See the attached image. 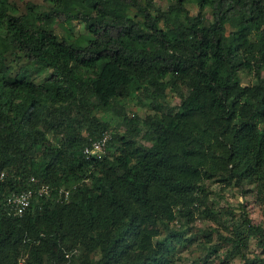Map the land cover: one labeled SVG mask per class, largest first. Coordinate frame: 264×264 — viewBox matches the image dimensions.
Masks as SVG:
<instances>
[{"label": "trees", "instance_id": "1", "mask_svg": "<svg viewBox=\"0 0 264 264\" xmlns=\"http://www.w3.org/2000/svg\"><path fill=\"white\" fill-rule=\"evenodd\" d=\"M50 1L47 11L19 13L0 0V35H6L0 37V264H66L68 240L75 248L95 242L97 264H170L174 245L167 240L180 242L187 229L169 223L190 216L208 171L201 158H190L192 147L170 140L199 145L202 138L190 128L199 116L229 140L224 161L238 156L222 180L264 179V0H171L165 8L154 0ZM188 2L196 4L195 14ZM133 9L139 19L130 16ZM48 19L78 20L87 32L60 39ZM32 67L49 76L34 82ZM239 67L256 74L257 84L241 85ZM167 75L185 80L190 93L176 110L150 118L144 131L135 115H125L124 132L87 119L91 99L108 107L140 87L154 108L164 109ZM106 129L109 155L87 159L84 145ZM48 130L62 132L61 139L49 140ZM132 137L148 144L135 145ZM31 175L49 184L51 194L34 197L20 215L8 213L6 196L28 188ZM138 219L162 223L165 236L140 239ZM244 222L264 245L262 226ZM221 238L244 264H264V257L242 253L241 237Z\"/></svg>", "mask_w": 264, "mask_h": 264}, {"label": "rangeland", "instance_id": "2", "mask_svg": "<svg viewBox=\"0 0 264 264\" xmlns=\"http://www.w3.org/2000/svg\"><path fill=\"white\" fill-rule=\"evenodd\" d=\"M10 1L17 6L19 13L25 12L27 7H34V10L37 12L48 10L51 3L49 0ZM136 1L140 4L144 2V0ZM154 1L161 8H165L171 2V0ZM29 3L35 5L31 6ZM72 7L73 9H81L78 3H72ZM187 8L192 14L197 12L195 3L188 2ZM204 12L206 18L210 19V9L207 7ZM129 14L135 18H140L136 14V9H133V12H129ZM47 22L59 36L66 34L68 31L72 32L75 37L81 34L85 35L87 32L83 23L78 20L65 23L60 22L58 19H48ZM232 29H234V26H228V30ZM0 37L5 38L6 35L1 34ZM249 38L250 40H254L255 36L249 34ZM13 64L15 70H17L19 62ZM32 69L34 70L33 67ZM237 73L239 76L238 82L241 85L253 87L258 82L256 74L247 71V68L239 67ZM48 76L49 74L46 70L35 71L34 81L37 83L43 82ZM163 81L166 83L165 95L160 98V101L164 104V109L158 110L154 108L143 88L140 87L130 97L115 98L108 107H102L96 99H91L92 104L89 106V118L87 117V119L91 120L92 117H95L100 122L106 123L112 131L124 132L126 126L124 121L125 115L127 117L135 115L136 117L138 116L136 128L144 131L146 129V122L150 118L159 114V111L168 112L171 111L170 109L172 111L176 110L180 103L181 95L190 93L188 83L181 78H171L170 75H167L163 78ZM73 110L76 111L75 108ZM88 126V122L81 125L82 135H86ZM81 127H77V131ZM190 128L192 133L194 132L198 137L202 138V142L199 145L194 140L188 139L182 142L170 140L169 144H179V148L182 146L186 148L192 147L193 154L190 158L192 160L201 158L208 171L203 174L201 180L203 190L199 191L198 200L191 207L190 216L188 218H178L169 223L172 228L180 227L187 229L180 242L175 241L173 237L167 240L168 245H174V248L168 255L169 259H171L170 264H244V258L240 254H229L232 243L223 240L221 236L235 239L241 237L243 242L242 253L248 258H253L255 255L264 257V245L258 243L257 236L248 229V224L244 222L245 219H249L250 222L261 225L264 233V179L260 178L259 181L251 178L237 179V181L234 179L222 180L220 174L225 175L238 157L232 155V159L224 161L222 152L230 144L229 140L221 137L219 133L217 134L218 128L210 127L199 116L190 125ZM46 136L52 142H57L58 139H61L62 132L54 136L52 131L48 130L46 131ZM132 140L136 141L135 145H138L140 142L148 144L143 140L139 142L135 137H132ZM129 147L133 148V145L128 147L120 146L115 151V154L120 155ZM104 173L110 172L105 170ZM84 182L91 183L89 178H86ZM63 190L68 192L69 188L65 185ZM138 216L139 214L136 216V219ZM137 224L139 226L136 231H138L140 239H147L149 238L148 235L152 234L151 241L153 243L157 239L161 240L167 232L164 225L158 221L150 219L139 221L138 219ZM65 246L72 249L70 257H73L66 264H97L101 257L99 246L95 242L82 244L75 248V244H72L68 240Z\"/></svg>", "mask_w": 264, "mask_h": 264}, {"label": "built area", "instance_id": "3", "mask_svg": "<svg viewBox=\"0 0 264 264\" xmlns=\"http://www.w3.org/2000/svg\"><path fill=\"white\" fill-rule=\"evenodd\" d=\"M111 138L110 132L104 130L99 137L93 139L90 144L85 145L83 154L87 159H101L109 155L108 142ZM34 186L25 188L18 192H13L6 198L8 212L13 215H20L30 205L34 197L49 196L51 187L46 183H39L35 178L30 179ZM64 197H68V192L63 190Z\"/></svg>", "mask_w": 264, "mask_h": 264}, {"label": "clouds", "instance_id": "4", "mask_svg": "<svg viewBox=\"0 0 264 264\" xmlns=\"http://www.w3.org/2000/svg\"><path fill=\"white\" fill-rule=\"evenodd\" d=\"M50 1V0H49ZM51 3H50V7L52 6V1H50ZM49 7V8H50ZM49 10V9H48ZM42 11H47V10H42ZM59 20V19H58ZM60 21V20H59ZM61 22V21H60ZM65 23H68V22H65ZM54 30V29H53ZM55 32V31H54ZM56 33V32H55ZM57 34V33H56ZM58 35V34H57ZM68 35H70V36H72V37H74L73 36V34H72V32H70V31H68L66 34H63L62 36H59L60 37V39H65V38H62L63 36L64 37H66V36H68ZM35 82V81H34ZM37 83V82H36ZM106 131H109L110 132V129H106ZM99 137V136H98ZM97 138V137H96ZM96 138H93V139H96ZM93 139H91V141L93 140ZM91 141H90V143H91ZM89 143V144H90ZM108 144H109V142H108ZM86 145H88V144H86ZM85 146V145H84ZM84 148V147H83ZM104 158V157H103ZM2 175V174H1ZM35 178L39 183H46V182H44V181H42V180H40L39 178H37V177H35V176H33V175H31L30 177H29V183L31 184L29 187H32V186H34V183L33 182H31V178ZM47 184V183H46ZM49 185V184H48ZM64 188V187H63ZM25 189V188H24ZM23 190V189H22ZM52 190V189H51ZM21 191V190H20ZM18 192V191H17ZM13 193V192H12ZM11 194V193H10ZM9 194V195H10ZM6 198H7V196H6ZM8 210V209H7ZM9 213V212H8Z\"/></svg>", "mask_w": 264, "mask_h": 264}]
</instances>
